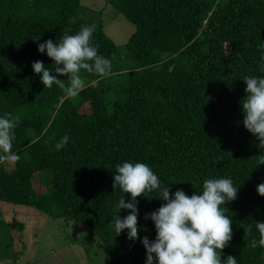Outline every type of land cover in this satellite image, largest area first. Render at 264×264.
<instances>
[{
	"label": "trees",
	"instance_id": "16d2710c",
	"mask_svg": "<svg viewBox=\"0 0 264 264\" xmlns=\"http://www.w3.org/2000/svg\"><path fill=\"white\" fill-rule=\"evenodd\" d=\"M108 3L135 29L122 46L105 32L108 18L96 19L81 0H0V116L21 118L13 143L20 160L0 163V202L81 223L98 237L107 264H146L141 240H154L156 232L144 216L163 201L157 192L138 198L141 240L130 241L127 230L116 236L110 224L125 194L112 187L115 166L146 163L173 195L200 193L205 179L231 178L239 190L221 206L233 221L223 258L264 264V248L248 246L258 239L255 221L264 222V197L256 191L264 165L253 158L262 150L243 126L240 104L242 77L264 75V0ZM92 24L91 43L111 60V75L82 72L86 86L75 98L56 85L45 88L32 63L54 61L39 53L38 43ZM65 134L68 144L56 151ZM0 264L13 261L0 255Z\"/></svg>",
	"mask_w": 264,
	"mask_h": 264
},
{
	"label": "clouds",
	"instance_id": "9594fccd",
	"mask_svg": "<svg viewBox=\"0 0 264 264\" xmlns=\"http://www.w3.org/2000/svg\"><path fill=\"white\" fill-rule=\"evenodd\" d=\"M74 24L75 20H69ZM96 26L81 25L75 34L65 29L53 42L49 39L38 43V51L54 61L46 67L43 61L32 63V69L40 77L45 88L59 87L62 93L75 98L85 88L86 80L82 72L100 77L111 75L112 63L109 58L99 54L98 46L91 43ZM37 42L39 40H36ZM264 49V44L259 45ZM260 71L264 73V56H261ZM246 96L240 101L243 110V126L259 141L262 150L253 157L258 164L264 165V75L244 76ZM21 122L19 115L5 112L0 116V163L15 164L20 160L18 152L13 151L16 128ZM70 137L65 134L55 144V150L65 148ZM114 191L119 189L130 195L131 201L122 196L115 205L118 213L112 218L110 226L116 236L127 230L130 241L141 240L138 227V198L157 192V200L163 201L156 210L145 213L144 219L155 225V239L145 236L141 243L146 250V264H238L235 257L223 258V250L233 238V221L226 213L228 207H221L235 201L239 188L234 187L231 178H212L203 181L202 191L187 195L178 189L174 195L171 188L162 185L158 176L146 163L122 162L115 166L113 174ZM257 193L264 197V183L257 185ZM127 210L128 215L119 213ZM258 239L251 240L249 247L264 248V222L255 221ZM251 226L245 231L250 234Z\"/></svg>",
	"mask_w": 264,
	"mask_h": 264
},
{
	"label": "rangeland",
	"instance_id": "374dc122",
	"mask_svg": "<svg viewBox=\"0 0 264 264\" xmlns=\"http://www.w3.org/2000/svg\"><path fill=\"white\" fill-rule=\"evenodd\" d=\"M81 4L94 8L96 19L108 18L104 30L119 46L134 33V26L108 0ZM0 255L13 264H107L98 237L81 223L54 220L33 207L6 202H0Z\"/></svg>",
	"mask_w": 264,
	"mask_h": 264
}]
</instances>
